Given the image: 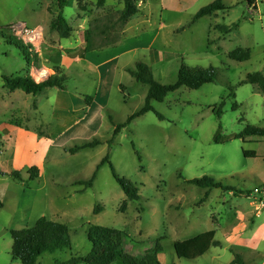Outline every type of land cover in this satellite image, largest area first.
<instances>
[{"label":"rangeland","instance_id":"obj_1","mask_svg":"<svg viewBox=\"0 0 264 264\" xmlns=\"http://www.w3.org/2000/svg\"><path fill=\"white\" fill-rule=\"evenodd\" d=\"M213 1L145 0L120 32L122 0H65L62 9L58 0H0V264H21L11 254V231L42 216L68 226L71 247L45 253L36 264L85 253L91 225L121 230L131 254L159 244L160 264H264V136L232 137L246 125L264 127V93L244 82L248 73L264 74V0H220L224 9L192 21ZM48 6L72 26L68 37L50 28ZM13 23L38 28L40 35L22 38ZM88 28L95 31L93 46L118 42L85 51ZM239 47L249 49V59L229 57ZM137 62L163 84L176 80L181 64L212 67L215 79L152 100L153 110L113 136L145 103L148 85L130 73ZM55 66L66 76L64 89L33 95L4 86V76L27 72L40 82ZM219 126L226 140L217 143ZM93 139L99 144L70 152ZM106 155L115 173L138 188L139 200L123 209L126 195L109 164L99 165ZM31 167L37 178L29 177ZM203 176L222 186L188 181ZM210 229L220 245L195 259L176 256L174 241Z\"/></svg>","mask_w":264,"mask_h":264},{"label":"trees","instance_id":"obj_2","mask_svg":"<svg viewBox=\"0 0 264 264\" xmlns=\"http://www.w3.org/2000/svg\"><path fill=\"white\" fill-rule=\"evenodd\" d=\"M65 0H58L59 9L63 8L62 2ZM145 0H122L123 7L119 12L120 32H122L124 25L139 12V4ZM105 0H97L98 5H103ZM225 6L220 0H214L206 6L201 7L194 15L192 21H195L203 16L211 15L217 10L224 9ZM50 26L55 29L61 38H66L72 32V26L59 12L52 14ZM227 32L229 28L223 27ZM95 31L93 29H86L84 31L85 48L90 50L94 48L91 44V38ZM9 41L15 39L21 48H27L24 43L17 37L8 36ZM115 41V39L111 40ZM27 62L30 61L29 55H26ZM76 56V55H75ZM229 57L237 61L247 60L250 57L249 49L237 48L230 52ZM60 66L54 67V73L47 79L36 82L29 73L4 76V86L10 91L20 89L25 93L36 95L46 88L56 87L59 89L65 88L66 76L63 74ZM137 82H142L148 85L147 95L143 107L128 116L123 123L117 124L113 131L115 136L122 127L129 124L135 117L140 116L148 111L153 110L151 101H162L169 92L178 89L181 86L188 88H199L205 83L213 82L215 79V72L212 67H187L181 64L177 78L173 83L163 84L157 81L150 70V67L142 62H137L134 69H130ZM244 82H248L257 86V88L264 93V74L260 71L248 73ZM91 99V97H88ZM221 103L217 109V115L221 114ZM6 131V130H5ZM220 126L214 134L215 142H223L226 136L220 134ZM249 136H264V127L246 125L244 129L237 134L232 135L234 138H240L245 141ZM99 144L98 139L87 141L81 145L70 148L71 153H75L80 149L94 147ZM246 156H256L255 151L243 150ZM108 163L113 177L126 195V200L122 204V209L125 207L127 201H138L140 196L138 188L128 179L120 178L114 170L111 162H109L106 155L100 162ZM30 178H37V168L31 167L28 171ZM11 175L20 178L21 173L17 170L11 172ZM93 178V177H92ZM92 178L85 181L86 187L91 186ZM192 184L198 186H212L221 187L220 183H216L213 179L203 176L200 179L193 178L188 180ZM80 182V181H79ZM83 183V182H80ZM234 195L244 194L242 191L233 192ZM207 195V194H206ZM3 207V202L0 199V208ZM87 240L89 242V249L76 256H71L65 261H56L55 264H160L157 254L161 252L159 244H155L154 249L144 251L140 254H131L126 251L123 240L124 234L121 230L112 227H105L100 225H91L86 231ZM12 246L11 254L13 258L17 259L21 264H36L38 257L45 253L52 254L56 251H63L71 247L69 239V228L66 224L47 219L42 216L36 220L34 225L22 229L11 231ZM220 245L219 241L215 240V230L210 229L203 231L193 237L176 240L173 242V249L177 257L185 259H195L202 256L211 246Z\"/></svg>","mask_w":264,"mask_h":264},{"label":"built area","instance_id":"obj_3","mask_svg":"<svg viewBox=\"0 0 264 264\" xmlns=\"http://www.w3.org/2000/svg\"><path fill=\"white\" fill-rule=\"evenodd\" d=\"M11 30L16 35L22 38H28L30 41L35 40L40 35V30L38 28H30L24 23H13L11 24ZM259 193V192H258ZM264 193V190H263ZM264 195L262 199L259 201L260 205H263Z\"/></svg>","mask_w":264,"mask_h":264},{"label":"crops","instance_id":"obj_4","mask_svg":"<svg viewBox=\"0 0 264 264\" xmlns=\"http://www.w3.org/2000/svg\"><path fill=\"white\" fill-rule=\"evenodd\" d=\"M104 5V4H103ZM47 11L49 12L50 11V9H49V6H48V8H47ZM49 14H51L50 12H49ZM52 15V14H51ZM132 19V18H131ZM130 19V20H131ZM84 20V19H83ZM129 20V21H130ZM50 22H51V20L49 21V25H50ZM125 26V25H124ZM40 28H41V26H39ZM46 27H48L47 25H46ZM46 27H42L41 28V30H43L44 31V29L46 28ZM50 28H51V26H50ZM124 28V27H123ZM52 29V28H51ZM110 29V28H109ZM55 30V29H54ZM86 30V29H85ZM108 33H111L110 32V30H108ZM107 39V38H106ZM109 39V41H108V43H104V44H106V45H94V48H100V47H105V46H110V45H112V44H115L116 42H118V39L116 40L115 39V41H111V40H113V39H110V38H108ZM81 43H83L82 44V48L84 49L85 48V44H86V42H85V38H84V40H83V42H81ZM80 43V44H81ZM76 57V56H75ZM74 56L72 57V58H75Z\"/></svg>","mask_w":264,"mask_h":264}]
</instances>
